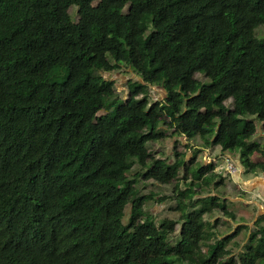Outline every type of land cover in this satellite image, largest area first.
<instances>
[{
  "label": "trees",
  "instance_id": "1",
  "mask_svg": "<svg viewBox=\"0 0 264 264\" xmlns=\"http://www.w3.org/2000/svg\"><path fill=\"white\" fill-rule=\"evenodd\" d=\"M261 26L264 0H0V264H264L263 227L235 254L233 235L206 244L205 215L233 213L219 195L192 199L194 180L212 174L200 148L169 162L143 145L200 139L253 173L249 152L264 155L248 122L264 132ZM122 66L135 77L120 100L104 73ZM134 161L144 170L124 175ZM138 178H190L172 189L181 217L150 222L153 194H136Z\"/></svg>",
  "mask_w": 264,
  "mask_h": 264
},
{
  "label": "rangeland",
  "instance_id": "2",
  "mask_svg": "<svg viewBox=\"0 0 264 264\" xmlns=\"http://www.w3.org/2000/svg\"><path fill=\"white\" fill-rule=\"evenodd\" d=\"M126 8L127 6L125 10ZM75 11V6L69 8V14L73 21L78 19V15ZM257 33L258 36L264 35V26L259 27ZM104 75L114 82L115 95L118 96L120 100L125 99L129 93V85L131 86L134 84L129 83V79L135 77L131 69L122 66L110 73H104ZM195 77L203 83H209V78L204 74L195 73ZM135 80L138 81V78L134 79V81ZM146 93L149 95V100L152 102L162 99L164 95L162 88L157 86H147ZM224 104L226 112L230 114L232 110V99L227 98ZM110 105L111 103L107 104L108 109H111ZM108 109H101L97 114H104ZM248 120L255 128L252 139L262 146L264 144V132L262 130L261 121L253 117H249ZM164 128L165 127L158 128V131L163 136L167 133ZM180 139L182 143L179 142L175 144V142L167 137H160L157 139L147 137L143 140V145L148 154L154 159H167L169 162L174 159L173 153L175 152L183 153L184 156L190 157L193 147L201 149V153H196V157L202 158L200 162L207 164V167L211 168L210 172L212 174L204 176L198 181L194 180L192 183V191L195 195L192 199H196L199 196L219 195V197L226 199L225 205L228 211L233 213V216H229L216 209L205 215L204 218L209 223L206 227V231L207 233H212V236L206 241V244L212 243L215 239L233 235L234 237L231 238L226 247L230 249L232 254L238 253L242 245L246 242L250 231L260 227L264 228V190L262 193L260 191L264 186V170L258 166L261 163L264 164V155L259 154L255 150H251L248 157H250L249 161L253 166V173H246L243 166L238 161L239 157L237 152L226 150L225 152H228L229 156L223 158V154H221L223 152L218 145H214L216 150L214 151L211 145H204L200 139L187 140L185 136H181ZM185 142L188 143L186 144ZM187 153L188 155H186ZM233 159L236 163H234L235 161ZM237 162L239 163L238 165ZM229 163H231L232 166H230ZM139 169L144 170V168L142 169L141 166L134 161L129 170H125V168L122 167L120 171L123 172L124 175L130 176L132 173L139 171ZM180 175H182V173L178 174L179 177ZM221 178H223L222 182ZM188 181L190 182L191 179L189 178V180L184 183L182 179L179 178L178 180L173 179L168 184H159L151 179L138 178L135 183L136 194L143 195L150 194V192L153 194V198L146 200L143 206L145 216L148 217L150 222L158 225L162 219L178 220L181 217L180 211L176 209L179 203V196H176V192L172 189L174 186L184 189ZM162 196H166L167 198L159 201L158 198ZM129 211L130 205L128 204L124 209V223L127 222ZM257 218H260L258 224H256ZM180 225L181 222L177 223L174 233L168 236L171 243H174L178 238ZM206 249L207 247L204 246L203 250ZM226 260L227 258L223 256V263L226 262Z\"/></svg>",
  "mask_w": 264,
  "mask_h": 264
},
{
  "label": "crops",
  "instance_id": "3",
  "mask_svg": "<svg viewBox=\"0 0 264 264\" xmlns=\"http://www.w3.org/2000/svg\"><path fill=\"white\" fill-rule=\"evenodd\" d=\"M168 139H171L173 142H174V140H175V138H168ZM171 141V142H172ZM182 143V142H181ZM186 143V142H185ZM212 148H214V146H211ZM214 151H216L215 150V148L213 149ZM168 153V152H167ZM221 154H223L222 156H223V158L224 157H228L229 156V153L228 152H224V153H221ZM234 154V153H233ZM186 155H188V153L186 154ZM188 157V156H187ZM234 160V159H233ZM235 161V160H234ZM239 161V160H238ZM234 163H236V161L234 162ZM239 163L237 162V165H238ZM263 184H264V181H263ZM256 187V186H255ZM257 189V188H256ZM264 190V186H263V189H261L260 191H261V193H262V191Z\"/></svg>",
  "mask_w": 264,
  "mask_h": 264
},
{
  "label": "built area",
  "instance_id": "4",
  "mask_svg": "<svg viewBox=\"0 0 264 264\" xmlns=\"http://www.w3.org/2000/svg\"><path fill=\"white\" fill-rule=\"evenodd\" d=\"M230 164V166H232V164L231 163H229Z\"/></svg>",
  "mask_w": 264,
  "mask_h": 264
}]
</instances>
